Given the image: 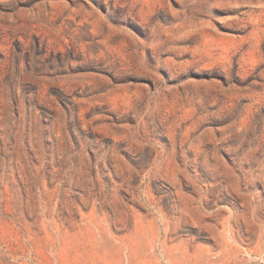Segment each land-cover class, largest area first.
<instances>
[{"label":"rangeland","instance_id":"374dc122","mask_svg":"<svg viewBox=\"0 0 264 264\" xmlns=\"http://www.w3.org/2000/svg\"><path fill=\"white\" fill-rule=\"evenodd\" d=\"M0 264H264V0H0Z\"/></svg>","mask_w":264,"mask_h":264}]
</instances>
